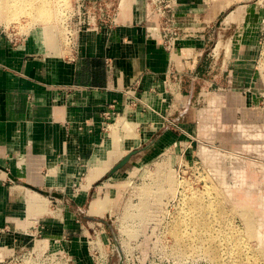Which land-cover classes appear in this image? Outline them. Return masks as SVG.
<instances>
[{
	"label": "rangeland",
	"instance_id": "obj_1",
	"mask_svg": "<svg viewBox=\"0 0 264 264\" xmlns=\"http://www.w3.org/2000/svg\"><path fill=\"white\" fill-rule=\"evenodd\" d=\"M225 1L208 0L207 3L203 0L202 7L210 5V13H215ZM121 3V13H130L129 0L125 9ZM78 4L81 0H63L59 19L48 24L33 21L24 13L8 23L0 20V34L7 35L12 42L34 35L49 48L59 43L60 50L66 55L70 50L69 27L74 13H78ZM220 10L221 15L208 23L205 48L197 64L186 63L178 68L187 71L185 80L191 85L190 92L175 89L174 95H183L178 100L166 95L152 96L157 100L165 99L164 117L169 123L164 119L161 124L158 121L161 117L153 114L155 124H152L147 100L136 96L139 102L126 108L131 112L121 113L110 122L102 146L78 181L80 186L76 185L70 191L58 190L64 194L62 200L48 197L47 201L45 195L34 196L33 190H28L33 201L30 198L28 202L23 196L21 209L26 212V217L18 219L17 227L26 231L0 230V260L4 258V264H78L76 256L79 254L76 253L79 248L85 249L88 256H79L83 264H94L90 252L96 249L93 247L99 240L101 249L105 247L109 254V264H235L237 251L232 248L240 246L237 240L242 242L239 241L242 264H264V167H248V161L253 165H264V118L250 111L245 116L242 114L246 108L244 100L250 109L264 107V0H231L229 7ZM229 14L232 19L225 22L224 18ZM157 41L161 42L160 39ZM218 91L236 94L225 97V106L221 100L211 102ZM218 95L222 97V94ZM183 103L185 108L181 109ZM168 105L173 107L171 112ZM219 107L224 113L212 118L214 129L210 134L208 121V130L199 139V113L204 110L213 115ZM263 112L264 109L260 113ZM122 116L135 124L134 132L140 139L138 144L123 140L115 148L116 154L111 156L110 168L127 150L140 149L153 136L158 137L164 128L169 127L172 135L158 137L157 145L140 151L112 176L106 171L88 191L81 192L78 188L83 190L92 166L98 160L107 162V143L122 134L119 130L110 135L111 127ZM183 116V123L190 132L183 135L180 144L175 139L179 137V131L174 126L178 127ZM207 134L210 137L207 138ZM167 140L176 145L164 146ZM236 167L243 171L234 170ZM163 168L166 172L169 170L171 184L164 181L163 173H159H165ZM161 179L165 184H161ZM231 189L236 192H230ZM246 190L245 195L251 201L255 200L251 204L238 202ZM193 197H200L203 206L215 208V211L209 208L211 213L208 209L209 225L204 232L196 231L190 223L187 207ZM99 198L103 200L102 208L96 214H90L91 202ZM245 214L250 216L253 235L242 217ZM37 219L43 223L50 220L51 227L46 228L50 231H29L28 225ZM65 223L71 225L68 226L69 239L62 238ZM202 232L207 235L205 242H195ZM231 235L236 238V243ZM176 236L181 239L177 241ZM71 239L77 241L74 246L69 242ZM18 242L24 249L14 245ZM185 245L192 247L187 251Z\"/></svg>",
	"mask_w": 264,
	"mask_h": 264
},
{
	"label": "crops",
	"instance_id": "obj_2",
	"mask_svg": "<svg viewBox=\"0 0 264 264\" xmlns=\"http://www.w3.org/2000/svg\"><path fill=\"white\" fill-rule=\"evenodd\" d=\"M122 1L121 6L125 9L127 0ZM202 1L177 0V25L195 28L199 33L179 41L172 63L171 53L147 36L148 29L153 27L145 21L143 0H129L130 13H116L115 22L110 25L80 30L75 45L70 46L66 55L60 50L59 43L49 48L34 35L12 42L7 35L0 34L1 231L23 230L17 227V223L18 219L26 217V212L24 214L21 209L23 196L26 197V191L29 194L28 190H31L24 183L51 192L70 191L72 187L80 186L78 181L102 146L110 122L121 113L131 112L126 109L129 98L124 92L127 88H134L136 96L147 100L152 124H155L153 114L160 116L158 121L163 124L164 98L157 100L152 96L172 98L165 92L163 83L170 67L184 65L183 58H190L185 61L187 63L197 64L205 48L208 23L216 20L221 15L220 9L229 7L231 3V0H226L215 9V13H210V5L203 9ZM187 82L185 80L181 86L183 92H190L191 85ZM214 94L212 103L221 100V104L227 106L225 97L236 93L218 91ZM175 95L178 100L180 94ZM246 108L264 118V112L260 113L264 107ZM168 111L171 112V105H168ZM214 112L209 115V134L214 129L212 118L221 117L224 113L220 107ZM184 118L178 121V127L173 125L179 131V137L175 138L177 143H181L183 135L190 132L183 123ZM197 121L199 127V119ZM169 131V127L164 128L158 137L172 135ZM197 131L200 139L198 128ZM158 137L155 135L150 139L146 150L157 143ZM171 144L176 145L169 140L164 141V146ZM89 188L81 190L80 187L78 190L86 192ZM80 194L83 196V193ZM62 195L59 200L64 199ZM38 219L28 225L29 231H43L51 227L50 220L43 223ZM68 224L65 223L62 238L69 239L68 226L71 225ZM69 242L72 246L77 243L74 239ZM14 245L24 246L21 242ZM85 252V249L79 248L76 253L79 254L76 256L78 264H83L81 258L86 256Z\"/></svg>",
	"mask_w": 264,
	"mask_h": 264
},
{
	"label": "bare ground",
	"instance_id": "obj_3",
	"mask_svg": "<svg viewBox=\"0 0 264 264\" xmlns=\"http://www.w3.org/2000/svg\"><path fill=\"white\" fill-rule=\"evenodd\" d=\"M62 1L63 0H0V20H3L4 22L8 23L9 20L13 19L16 15H20V14L24 13L27 16H29L33 21L42 22V23H47L48 24V23L53 22L54 20L59 19V16H60V13H61V8H62ZM121 1H120V3H121ZM231 19H232V15L229 14V15L225 16L224 21L225 22H229ZM173 53H174V50L171 52V55H170L171 63L173 61ZM242 114L244 116L246 114H249L248 108H245L242 111ZM209 118H210L209 115L206 114L204 112V110H202L199 113V127H198V130H199V134L200 135H203L205 133V131L208 130ZM134 127H135V124L132 123L131 121L126 120V117H124V116L119 117L117 119V122L114 125H112L110 135L118 132L119 130L122 131V134L119 137H117V138H112L111 141L107 143V146H106V149H107L106 150V153H107V155H106L107 160L106 161L107 162L105 163V162H103L104 160H102V161L98 160L92 166V168L90 169V171H89V173H88V175L86 177V180L84 182V185H83V189L84 190H87L93 184L94 181L99 179L106 171H108V169L110 168V164H109L110 162L109 161L111 160V156L116 154V152L118 150H115V148L120 146L121 143H123L122 142L123 140H125V139L133 140L134 144H138L140 138H138V136L135 134ZM249 147H250V145H249ZM134 149L135 148H130L129 150H127V152H125V154L128 153L131 150H134ZM209 152H211V150H208V153ZM248 164H249L248 167L249 168L252 167L253 169H257V167H264V165H259L257 163H256V165L250 164V161H248ZM239 167L238 168L236 167L234 170L238 171V169H240ZM161 170H164V168L161 169ZM166 170H164L165 173L162 172V171L161 172L159 171V173H163L165 175L164 176V181L165 182H170V184H171L172 179L170 177V172H169V170H168V172H166ZM240 171H243V170L240 169ZM163 174H161L159 176H162ZM242 177H244V176H242ZM163 183L164 182L162 180L161 184H163ZM230 192L233 193V192H236V191H233L231 189ZM33 193H34V196H37V197L39 195L42 196V194H40V193H38V192H36L34 190H33ZM247 193H248V190L244 191L243 195L238 198V202H240V203L243 202V203H248V204H251L252 202H254L255 200L251 201L250 197L245 195ZM25 198H26V200H28V202H29L30 198H31L30 201H33L32 197H30V194H27V196ZM27 198H29V199H27ZM256 199L260 200V198H256ZM102 206H103V200H101L100 198L96 199V200H93L91 202V205H90V208H89V213L90 214H96L102 208ZM209 208L213 209L212 206L211 207L210 206H203L202 203H201L200 197H193V198L189 199L187 209H188V212H190V223L193 225V228L196 231H199V232L201 230H203V232L206 231V229H207V227L209 225L208 214H207ZM210 209H209V212H210ZM213 210L215 211V208ZM214 211H213V213H214ZM242 217L245 219V222L248 225L247 226V230L253 235L254 230L252 228L253 224H252V222L250 220V216L248 214H245ZM203 232L200 235V238L194 239L195 242H197V243H200L201 241L205 242V240L207 239V235H206V232L205 233H203ZM178 234H176V235H178ZM231 237H232V235H231ZM176 239H177V241H179L181 238H179V237L177 238V236H176ZM235 239H236L235 237H232V241L234 243H236V241H234ZM239 241L241 242V240H237V242L239 243L240 246L237 245L238 247H236V248L233 247L232 248V249H235L233 251H237L236 254H237L238 259L235 261V264H242L243 263V260H242V257H241V251H242L241 243L242 242L240 243ZM234 243H233V245H234ZM192 245H190V246H186L185 245L184 246V250L188 251V249L190 247H192ZM101 246L102 245H101V242L99 240L98 242H96V244L94 245L93 248H98V249L102 250ZM234 246H236V244ZM206 252H207V250H206Z\"/></svg>",
	"mask_w": 264,
	"mask_h": 264
},
{
	"label": "built area",
	"instance_id": "obj_4",
	"mask_svg": "<svg viewBox=\"0 0 264 264\" xmlns=\"http://www.w3.org/2000/svg\"><path fill=\"white\" fill-rule=\"evenodd\" d=\"M120 1L121 0H81V4H78V13H74L72 24L69 27L71 30V32H68L70 35L69 46L75 45V39L80 30L114 23L116 13H120ZM143 6L145 21L152 24L153 27L150 30L148 29L147 36L157 43L163 44V47L169 52L178 49L177 46L180 40L193 38L199 33L195 28L179 27L177 25L175 16L177 0H143ZM158 39H160L161 42H158ZM182 60L184 64H186L187 62L185 61L190 60V58H183ZM185 68L188 70L187 65H185ZM182 70L184 69H178L176 66L172 65L163 82L166 92L169 93L174 100L175 95L173 91L177 89V91L180 92V88L187 76V73ZM124 94L129 98V102L126 104L127 107L139 102L134 88H127ZM180 95L183 96L181 93ZM113 115L115 118V113H113ZM165 121L169 123V119L166 118ZM22 249H24L23 246L20 247V250ZM90 256L94 264H109V254L105 250V247L103 250L97 248L93 249L90 252ZM4 263L5 259L2 258L0 264Z\"/></svg>",
	"mask_w": 264,
	"mask_h": 264
},
{
	"label": "water",
	"instance_id": "obj_5",
	"mask_svg": "<svg viewBox=\"0 0 264 264\" xmlns=\"http://www.w3.org/2000/svg\"><path fill=\"white\" fill-rule=\"evenodd\" d=\"M151 142H153V140H151ZM148 145H143L140 149H134L129 151L128 153H126L124 156H122L108 171H107V175L108 176H112L114 173H116L117 171H119L120 169H122L132 158L133 156L137 155L139 153V151H145L147 149ZM1 168V167H0ZM24 185L31 189L34 190L42 195L45 196H50L53 198H62L63 195L61 193L58 192H51V191H47V190H43L40 189L36 186H33L29 183H24Z\"/></svg>",
	"mask_w": 264,
	"mask_h": 264
}]
</instances>
